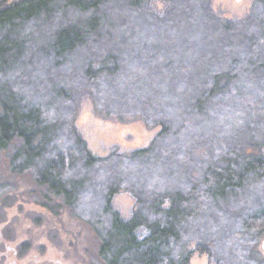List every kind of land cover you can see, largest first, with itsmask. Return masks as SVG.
Segmentation results:
<instances>
[{"label": "trees", "instance_id": "trees-1", "mask_svg": "<svg viewBox=\"0 0 264 264\" xmlns=\"http://www.w3.org/2000/svg\"><path fill=\"white\" fill-rule=\"evenodd\" d=\"M83 100L158 131L98 157ZM0 160V203L26 177L93 232L95 264H264V0L240 20L210 0H0Z\"/></svg>", "mask_w": 264, "mask_h": 264}, {"label": "rangeland", "instance_id": "rangeland-1", "mask_svg": "<svg viewBox=\"0 0 264 264\" xmlns=\"http://www.w3.org/2000/svg\"><path fill=\"white\" fill-rule=\"evenodd\" d=\"M6 1L9 4L16 0ZM251 4L252 0H210L211 12L220 19L228 20L243 19L249 12ZM211 31L210 39L216 33L215 30ZM75 117V125L86 141L88 149L98 157L107 156L114 150L129 153L147 147L158 131L146 127L139 121L120 122L96 115L88 100L82 101ZM1 171L4 174L0 175L5 176L2 160ZM14 183L16 189L10 192L6 202L0 203V264L97 262L98 241L87 226L65 212L55 216L31 202L28 192L30 185L26 177H18ZM113 204L125 217L134 206L133 200L126 193H119ZM222 247H225V243ZM193 248L194 245L189 247L190 250ZM257 249L264 256V236L259 240ZM225 252L226 249L222 253L225 255ZM189 264L211 262L206 254L194 253Z\"/></svg>", "mask_w": 264, "mask_h": 264}]
</instances>
